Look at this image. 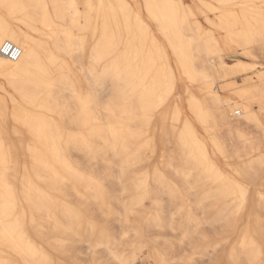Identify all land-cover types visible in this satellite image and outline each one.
<instances>
[{
  "label": "bare ground",
  "instance_id": "6f19581e",
  "mask_svg": "<svg viewBox=\"0 0 264 264\" xmlns=\"http://www.w3.org/2000/svg\"><path fill=\"white\" fill-rule=\"evenodd\" d=\"M187 1L7 0L24 7L15 12L0 8V49L5 42H10L22 50L17 61H10L0 53V111L7 107L10 127L20 133L10 138L18 159V166L10 174V183L16 194V216L20 218L21 226L15 242L6 244L4 233L8 221L0 215V260L9 264H45L49 261L64 264L67 257L57 255H63L72 239L80 241L82 231L73 214L88 208L100 212L93 183L97 176L96 164L84 145L77 141V135L89 137L99 145L103 143L99 139L101 136L111 140L115 132L116 139L112 143L122 152L124 148L128 149L125 158L135 160L142 154L144 162L160 148L162 154L157 165L169 180L178 182L185 197V191H188L198 207L202 204L217 207L218 213L231 210L232 200L223 184L197 161L202 154L206 155L210 163L227 174L228 171L220 166L226 161L216 152L213 138L223 140L228 125L238 126L248 134L252 129L258 132L254 124L244 119L238 107L242 101L237 93L246 85L260 86L259 77L264 65L258 55L259 44L249 48L252 55H246L239 41L241 31L249 25L257 32L264 26L259 16L264 0H193L195 5H210L207 9L211 11L217 9L218 2L255 6V10L226 9L227 13L221 16L223 19L219 18L227 30L222 38L204 35L199 27H193L194 14ZM88 3L97 6L91 19L83 15ZM100 4L104 5L103 9L98 7ZM125 4L130 11L121 7ZM77 12L81 15L77 16ZM229 13H235L236 19ZM146 17L159 26V35L167 46H162L151 26L145 23ZM147 50L153 52V56L148 57L149 64L144 62L143 56ZM224 56L235 59V63H226ZM239 56L245 60H239ZM180 57L194 74H204L207 80L201 79L189 86L185 84L184 99L176 98L172 102L171 98L172 110L179 107L175 125L170 117L166 124L157 116L150 124L131 120L129 114H142L144 108L151 106L169 77H175V95L178 82L186 83L182 78L183 67L178 64ZM146 65L148 71L144 74L141 70ZM105 70L108 72L106 78L102 77ZM142 75L145 77L141 78ZM238 77L242 79L235 80ZM219 82L221 90L226 92L224 95L215 89ZM98 87L102 101L97 110L100 123L87 126L82 122L74 123L79 115V104L73 93L87 95L90 88ZM109 102L110 107L105 110L103 105ZM200 107L207 117L203 122ZM251 107L259 113L258 103ZM231 111L235 117L230 115ZM13 115L21 121L26 120L29 126L17 123L12 119ZM140 127L151 140L150 150L139 135ZM256 139L255 151L248 145L245 155L258 161L260 144L259 138ZM168 144H173L178 152H168ZM167 169L175 172L176 179L169 176ZM143 171L149 172V169L143 167ZM26 181L31 185L27 197ZM4 196L5 192L0 188V209ZM70 196L75 197L74 202ZM260 211L259 193L254 189L236 220L234 230L245 222L238 240L244 238L249 216L259 215ZM252 238L259 244L258 234ZM80 243L89 246L87 240ZM16 245L24 251H17ZM29 245L32 251L28 250Z\"/></svg>",
  "mask_w": 264,
  "mask_h": 264
},
{
  "label": "snow or ice",
  "instance_id": "6c2138e0",
  "mask_svg": "<svg viewBox=\"0 0 264 264\" xmlns=\"http://www.w3.org/2000/svg\"><path fill=\"white\" fill-rule=\"evenodd\" d=\"M23 7L24 5L0 0V8L8 12H15ZM38 7L47 8L48 5ZM71 7L75 9L76 5ZM98 7L103 9L104 5L100 4ZM121 7L130 11L126 4ZM148 7L151 8L152 5ZM204 7L211 6L204 5ZM233 7L255 10L254 5L231 4H224L221 9ZM96 8L97 6L92 3L86 4L83 15L91 19V13ZM76 15L80 16L81 13L77 12ZM229 15L236 19L235 13H229ZM259 16L264 24V5H261L259 9ZM245 19L247 21V16ZM73 22L76 23L75 20ZM239 43L245 48L246 55H252L249 48L259 44L258 55L264 65V26L257 32L249 25L246 30L241 31ZM178 64L183 67L182 78L186 83L207 80L204 74H194L182 57L178 58ZM107 76L108 72L105 70L102 77ZM259 79L258 88L246 85L237 93L242 101L238 107L244 114V119L254 124L258 132L253 131L248 134L240 130L238 126L228 125L227 134L223 140L213 138L216 152L224 157L226 166L230 165L227 174L215 164L210 163L206 155L202 154L197 161L223 184L224 191L232 200L229 212L218 213L217 207L203 204L194 209L190 203L186 202L178 182L173 183L169 180L159 165L154 173L151 170L144 172L142 166L145 158L142 154H138L135 160L132 157L126 159L125 154L128 149L124 148L122 152L119 146L112 143L116 139L115 132L111 140L101 136L99 139L103 143L99 145L89 137L77 135V141L84 145L90 159L96 164L97 176L93 183L98 193L97 203L100 206V212H97L95 208H88L77 210L73 214L82 229L79 240L89 242V251L94 253V258L83 262L71 259L64 264H140L138 257H143V264H264V71L261 72ZM175 88V77H169L166 86L160 89L151 106L144 108L142 114H129L131 120L150 124L159 113L165 124L170 117L175 125L179 107L172 110L170 104L171 98L175 95ZM98 93L99 87L95 90L90 88L87 95L73 93L79 104V115L74 123L82 122L85 126L90 123H100L97 110L101 108L102 101ZM255 103L259 104V113L252 110L251 105ZM109 107L110 102L103 105L105 110ZM166 108L167 112H165ZM200 112L203 122L207 117L202 107ZM12 119L17 123L23 122L25 127L29 126L26 120L21 121L15 115ZM13 134L20 135L18 131L10 127L8 109L5 107L0 111V188L5 192L0 215L8 221V229L4 233L6 244L15 242L16 233L21 227L20 218L16 216L18 202L10 183V174L14 171V167L18 166V159L13 153L10 139ZM69 135L73 134L69 133ZM139 135L150 150L151 140L144 135L143 127H140ZM257 136L260 144L258 161L253 160L250 155H245L248 145H251L252 150L255 151ZM241 145H244V148H241ZM136 173L139 174L136 175ZM176 174L179 176L180 172L177 170ZM30 187L31 185L26 181V197L29 195L27 189ZM254 189L259 193L261 211L259 215L249 216L243 240L231 244V233L236 228V220ZM113 218H116L115 224ZM257 234L260 238L259 244L255 238H252ZM229 247L231 248L229 258L225 259V253ZM16 248L17 251H24L19 245H16ZM185 248H191L193 253L202 259L188 254L178 259L172 258L178 256ZM28 250L32 251L30 245ZM0 264H9V262L0 260ZM45 264H51V262H45Z\"/></svg>",
  "mask_w": 264,
  "mask_h": 264
},
{
  "label": "rangeland",
  "instance_id": "374dc122",
  "mask_svg": "<svg viewBox=\"0 0 264 264\" xmlns=\"http://www.w3.org/2000/svg\"><path fill=\"white\" fill-rule=\"evenodd\" d=\"M187 2H188V6L192 10V13L194 14V16L192 18L193 27H195V28L199 27L201 29V32L204 35H216L217 37H220V38L225 37V35L227 33V30L224 28V24L219 20V18L221 16H223V15H225L227 13L226 9H221V6L224 5L223 2H221V3L218 2V4L215 2L217 4L216 5L217 9H215V11H211V10L207 9L206 7H204L202 5H195V4H193V2H194L193 0H188ZM195 3H196V1H195ZM144 20H145V23H147V24H149L151 26V30H152L153 33H155L156 38L161 40L162 46H165L166 44L163 42V39L159 35V26L156 23H154L152 20H150L149 17H146ZM215 25H216V27H215ZM129 38L131 40L132 37L130 36ZM135 46H138V43H136ZM233 51L237 52V53H241L240 50H235L234 49ZM143 54H144L143 55L144 56V62L146 64H149L148 57L149 56H153V52H149V50H147ZM224 58H225V62L228 63V64H234L235 63V59L227 58V56H224ZM238 59L239 60H245L242 56H239ZM146 71H148L147 65L145 66L144 69L141 70V72H144V74H145ZM143 77H145V76L142 75L141 78H143ZM241 79H242L241 77H238L235 80L240 81ZM185 84H187V86H189V83H184L183 84L180 81L178 82V85H177L178 93L173 96L172 102L176 98L184 99L185 93H184V88L183 87H184ZM221 85L222 84L220 82L215 84V89L221 95H224V94H226V92H223L221 90ZM230 115H232V117H235V115H233L232 111L230 112ZM157 119H160L159 113L157 114ZM250 131L253 132L255 130L252 129ZM167 151L168 152H172V151L178 152V149H176V147L173 144H168L167 145ZM210 151L212 152L211 148H210ZM161 154H162V151L160 150V148H158L156 153L143 163V167L148 168L149 171L151 170L154 173L155 169L157 167V164H158V162L161 159ZM220 166H221L222 169H224L226 171L230 170V165L226 166V164L223 163V165L221 164ZM166 172L169 174V176H171L172 178L176 179L175 178V172L172 169H167ZM185 194L187 195L186 199H187L188 203H190V205L194 209L198 208V206H196L195 203H194V201H195L194 200L195 199L194 196L191 193H189L188 191H185ZM70 200H72V201L75 200V197L70 196ZM201 214H203V213H201ZM113 223L114 224L116 223V221L114 219H113ZM243 224H245V222L244 223L242 222L238 226L239 228H237L236 230H233V232L231 233V241H230L231 244H236L237 243L240 231H241V229L244 226ZM62 238L63 237H61V239ZM45 242L47 243V242H50V241H45ZM70 242L71 243L68 245V247L65 248L66 251L63 252V255L62 254H60V255L58 254L57 255L58 257L59 256L60 257L64 256V257H67L66 258L67 260L76 259V260H79V261H82V262L83 261H88V260H91V259L94 258V253L89 251L88 244L80 243V241H78L76 239H74V240L72 239V241H70ZM230 250H231L230 247L226 250L225 259H228L227 255L229 254ZM185 254L196 255V254H193V251H192L191 248H185L184 251L179 253L178 256H173L172 258L173 259H178V258H180V256H183ZM54 256H55V254H54ZM57 256H55V257H57ZM196 258L202 259V257H199L198 255H196ZM138 259L140 260V264H143V257H138Z\"/></svg>",
  "mask_w": 264,
  "mask_h": 264
},
{
  "label": "built area",
  "instance_id": "2783aa9c",
  "mask_svg": "<svg viewBox=\"0 0 264 264\" xmlns=\"http://www.w3.org/2000/svg\"><path fill=\"white\" fill-rule=\"evenodd\" d=\"M1 55L5 56L10 61H17V54H19V58L22 55V50L10 42H5L0 49ZM239 113L236 114L238 116Z\"/></svg>",
  "mask_w": 264,
  "mask_h": 264
}]
</instances>
